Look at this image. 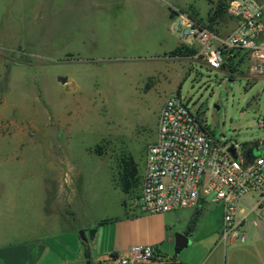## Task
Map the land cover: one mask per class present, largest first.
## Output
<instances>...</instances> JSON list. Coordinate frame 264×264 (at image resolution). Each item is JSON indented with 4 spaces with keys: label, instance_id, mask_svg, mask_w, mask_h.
<instances>
[{
    "label": "rangeland",
    "instance_id": "obj_1",
    "mask_svg": "<svg viewBox=\"0 0 264 264\" xmlns=\"http://www.w3.org/2000/svg\"><path fill=\"white\" fill-rule=\"evenodd\" d=\"M220 2L227 0H0V187L9 210L3 241L68 225L97 226L112 243L127 236V226H180L176 218L185 211L194 217L195 209L145 214L138 192L126 195L113 182L123 156L132 155L144 173L171 94L222 142L264 140V76L251 72L248 57L232 73L203 58L169 56L181 43L170 9L195 5L207 22ZM233 27L227 15L218 25L224 34ZM50 126L57 127L58 148ZM220 205L205 203L213 223L222 218ZM252 219L242 230L245 241L229 246L234 256L225 246L221 264H264V233ZM216 236L200 239L196 263H211Z\"/></svg>",
    "mask_w": 264,
    "mask_h": 264
},
{
    "label": "built area",
    "instance_id": "obj_2",
    "mask_svg": "<svg viewBox=\"0 0 264 264\" xmlns=\"http://www.w3.org/2000/svg\"><path fill=\"white\" fill-rule=\"evenodd\" d=\"M172 13L181 44L196 49L194 57L211 69L220 70L228 52L240 50L247 54L251 72L264 76V0H227L226 15L235 25L224 35L185 11ZM249 148L259 155L247 153ZM137 192L139 208L148 215L198 208L212 199L223 206V238L244 242L242 230L250 216L251 226L264 233V140L256 145L222 142L180 94H171L160 114L157 140L146 151ZM157 257L156 248L133 246L101 263L150 264Z\"/></svg>",
    "mask_w": 264,
    "mask_h": 264
},
{
    "label": "crops",
    "instance_id": "obj_3",
    "mask_svg": "<svg viewBox=\"0 0 264 264\" xmlns=\"http://www.w3.org/2000/svg\"><path fill=\"white\" fill-rule=\"evenodd\" d=\"M193 7L196 8L195 5ZM177 8L180 7H172L170 13ZM170 16L174 18L171 14ZM1 188L2 185L0 187V225L6 220L9 211L1 206V199H3ZM62 188L63 186H60V193L63 194L64 190ZM220 207L222 218L220 221H215V223L209 218L208 210L204 211L201 217L203 226L199 231L200 233H197L196 238V230L188 233V227L186 226L192 220L194 211H185L180 214L182 217L176 218L180 226H127L128 238L124 236L122 241H117L114 237L112 243L107 241V233L103 232L102 234V230L97 226L89 228L68 225L45 226L46 231L43 234H38L36 231L34 237L18 243L3 241V235L0 231V264H102L101 262L107 256L126 254L133 246H146L157 249L158 257L150 264H167L172 261H177L180 264H200V262H195V256L201 247L199 242L203 238L213 237L214 235H217L215 237L217 242H215L213 248L209 249L208 257L211 261L210 264H221L225 256V246L228 245L229 257L234 256L233 251H229V246L236 239L233 237L223 238V206L220 205ZM193 209L196 212L198 210V208ZM92 229L96 230L88 236V232ZM81 231L85 232L87 240L81 238ZM176 233H186L190 237L194 236L192 237L194 239L192 244L189 245L190 247L188 246V250L185 249L187 251L181 259L174 258Z\"/></svg>",
    "mask_w": 264,
    "mask_h": 264
},
{
    "label": "trees",
    "instance_id": "obj_4",
    "mask_svg": "<svg viewBox=\"0 0 264 264\" xmlns=\"http://www.w3.org/2000/svg\"><path fill=\"white\" fill-rule=\"evenodd\" d=\"M185 12L189 13L192 17H194L199 23H202L208 26L210 29L215 31L217 34L224 35L221 29L218 28V25L225 19L226 17V4L220 2L218 8L216 9L213 15L209 12V18L207 22L200 17V13L195 9V7L190 6L189 10H185ZM172 17L174 15L171 13ZM223 19V20H222ZM197 54V50L194 48H188L180 44L177 46L173 51L169 53L171 58H191ZM247 54L240 50H231L228 52V58H226L225 64L222 66L221 69L226 67H230L229 71L235 73L237 70L234 68V65H241L245 61ZM257 142L254 144L256 145ZM96 151L99 155H105V151L102 150L101 146L96 148ZM256 150L254 148H249L247 153L250 155H254ZM117 171V179L113 176V182L116 187H119L123 193L126 195L135 194L138 191L140 186V172L138 165L132 155L123 156L119 162ZM124 204L127 206L126 202ZM204 206L205 203H201L198 207L197 212L195 213L194 217L190 221L188 226V233H192L196 230L197 222L202 217L204 213ZM201 220V219H200ZM104 221L103 223H105Z\"/></svg>",
    "mask_w": 264,
    "mask_h": 264
},
{
    "label": "water",
    "instance_id": "obj_5",
    "mask_svg": "<svg viewBox=\"0 0 264 264\" xmlns=\"http://www.w3.org/2000/svg\"><path fill=\"white\" fill-rule=\"evenodd\" d=\"M67 80L62 79L61 82L65 83ZM49 133L50 141L53 146L58 148V132L56 126H50L47 128ZM230 152L234 157H237L235 149L230 148ZM255 155H259V152L256 151ZM80 236L83 240H87L85 238V232L81 231ZM192 244L191 237L186 233H176L175 235V246H174V258L176 259L185 249L188 248L189 245ZM167 264H180L177 261L168 262Z\"/></svg>",
    "mask_w": 264,
    "mask_h": 264
}]
</instances>
